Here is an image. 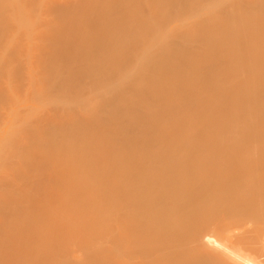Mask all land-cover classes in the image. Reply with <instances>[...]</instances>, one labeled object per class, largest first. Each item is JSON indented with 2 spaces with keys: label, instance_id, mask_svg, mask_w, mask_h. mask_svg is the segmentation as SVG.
<instances>
[{
  "label": "bare ground",
  "instance_id": "1",
  "mask_svg": "<svg viewBox=\"0 0 264 264\" xmlns=\"http://www.w3.org/2000/svg\"><path fill=\"white\" fill-rule=\"evenodd\" d=\"M86 1L0 0V32L8 15L37 12V17L43 18L41 28L56 39L58 49L55 44L50 46L51 53L38 45L35 62L40 66L44 61L60 62L64 56L63 62L66 56L85 53L78 58L82 61L88 54L82 62L97 73L84 72V67L79 70L84 63L77 66L66 58L63 63L68 66L70 61L69 67L64 66L68 73L57 74L61 83L57 86L64 93L61 90L63 95L52 99H64L68 87L71 90L78 81L74 87L80 89V98L72 89L78 99L70 91L64 100L71 95L69 100L74 104L65 101L67 106L63 105L67 111L74 108L73 115L70 111L64 121L58 118L65 124L56 119L58 126L51 127L55 116L50 111L51 116L44 113L33 123L35 127L31 124L26 134L18 135L22 141L24 136L32 139L31 143L17 137L21 143L14 151L7 150L8 161L13 156L17 159L18 165L13 162L18 166L14 174L18 177L8 181L6 175L7 181L0 184V264H264V0H223L211 13L188 22L189 27L184 21L197 15L188 17L191 9L184 7L190 4L198 8L210 0H130L137 3L135 8L129 0H120L125 8L119 0ZM106 2L107 9L103 7ZM127 4L128 14L124 12ZM149 4L154 5L152 9ZM143 5H148L145 11L150 13L157 10L149 21L173 14L182 22V26L178 22L180 28H190L189 36L181 39L174 29L167 34L168 25L164 28L159 23L161 27H157L156 21L149 23L160 30L153 27V33L148 34L147 23V31L141 25L142 15L141 31H136V22L133 30L134 35L139 31V36L132 38V32L130 37L111 30L121 13L123 18L133 12L143 14ZM137 6H142L138 13L132 10H138ZM116 12L117 18L113 17ZM183 16L187 17L184 21ZM125 18L122 21L126 22ZM120 19L119 26L125 24ZM108 27L106 35L99 34ZM103 28L104 32H98ZM142 29L146 32L140 33ZM161 29L167 32L161 35ZM112 33L116 38L127 36L122 40L130 48L134 38L133 43L145 46L132 43L135 49L127 51L120 37L117 42ZM95 34L101 41L98 36L97 42L93 40ZM138 39L144 41L138 43ZM93 43L97 50L102 46L99 51L108 52V56L113 51L109 49L122 46L114 52L119 51L117 58L120 53L119 58L124 56L126 63L112 58L114 52L106 58L102 51L105 56L97 58ZM198 44L203 45L199 48ZM53 46L61 52L55 54ZM91 52H96V61ZM131 53H138L139 58L143 53L144 57L136 61ZM113 62L120 65L118 68L126 67L125 76L109 68ZM76 67L77 71L83 69L81 77ZM113 74L118 78H112ZM85 78L99 86L90 87ZM62 79L68 80V85L63 82L67 86H62ZM86 87L88 92L93 87L98 90L91 89L89 97L96 95L83 110L80 106ZM63 106L59 107L61 112ZM61 112L58 115L65 116ZM29 172L33 173L30 177ZM30 209L39 212L31 215ZM7 223L16 227L6 228ZM102 234L104 239L94 243L93 238ZM67 247L71 249L65 250Z\"/></svg>",
  "mask_w": 264,
  "mask_h": 264
},
{
  "label": "rangeland",
  "instance_id": "2",
  "mask_svg": "<svg viewBox=\"0 0 264 264\" xmlns=\"http://www.w3.org/2000/svg\"><path fill=\"white\" fill-rule=\"evenodd\" d=\"M89 1V0H88ZM88 1H86V2H88ZM91 1V0H90ZM93 1V0H92ZM92 1H91V3H92ZM110 3H111V1L110 0H108ZM118 0H115L114 2H117ZM128 1V0H127ZM133 1V0H132ZM132 1H128V2H131V4L133 5V6H131V4L129 5V6H131V7H136V5L135 4H137V3H135L136 2V0H134L135 2V4L132 2ZM165 2L167 1V0H164ZM170 2L172 1V0H169ZM174 1V0H173ZM122 2H124V0L122 1ZM142 2V1H141ZM164 2V3H165ZM222 2H223V0H210V1H206L204 4H200L199 5V7L198 8H192V7H189L190 6V4L188 5V6H186V7H184V8H189V10L191 9V11H189L187 14H188V17L189 16H191V17H194L195 15H197V16H195L194 18H192L191 19V17H190V19L191 20H189V18H188V20L186 21H184L183 19H186V18H184L185 16H183V18H182V20L184 21V22H186V24H188V22L190 23L192 20H193V22L195 21L196 22V20H198V19H196V18H199L200 16L199 15H201V17H203L202 15H204V14H207V13H211L213 10H215L220 4H222ZM89 3V2H88ZM107 3L108 2H106V4H104V6L103 7H105V9H107L106 8V6H107ZM110 3L108 4L109 5V7H110ZM113 3V2H112ZM121 3V1L119 0V5H121V7H123L122 5H123V3L122 4H120ZM152 3V2H151ZM163 4V3H162ZM162 4L160 5V3H159V5L160 6H162ZM169 4V3H168ZM167 4V5H168ZM106 5V6H105ZM112 5V4H111ZM113 5L114 6H112L113 7V9H114V7H116L115 6V4L113 3ZM135 5V6H134ZM152 5V4H151ZM151 5L149 4V6L148 5H146V6H148V8H150V9H152V7H151ZM157 5V4H156ZM102 6H100V7H102ZM125 6V5H124ZM146 6H144L143 5V8L144 9H142V13L143 14H141V8H142V6H141V8L139 7V6H137L138 8H136V9H138V10H135L134 8H132V10L133 11H136L137 13H138V11H139V8H140V13H138V14H136L135 12H133V11H130L129 13H131V12H133V13H131V14H129V16H126L127 14H128V12H127V10H128V4H127V8L126 9H124V12H125V10H126V12H127V14H125V16H124V18H125V20H126V22H124V21H122L124 18H123V16H122V13L120 14L119 12H121V11H123V8H125V7H123L122 8V10L121 11H119V9H118V15L119 16H121V19L120 18H117V17H119V16H117V12L113 15V17H115V18H117V20H115L114 21V19L112 20V18H111V20L112 21H114L115 22V24H116V22L120 19L121 21H122V23H125V24H123V25H121L120 24V26H119V22H117L118 24V26L116 25L115 26V24L112 26V31H114L115 33H118L119 34V32H122L123 34L122 35H129L130 37H131V35L130 34H132V38L136 35V34H138V32L139 31H141V30H139V27L140 28H142V26L141 25H143L144 26V28H145V24L147 23L148 25H149V27L150 28H148V25L146 24V26H147V29L149 30V31H147L146 30V28L144 29V30H146L147 32H148V34L150 33V32H152L154 29H153V27L154 28H156V30H160V28L159 29H157V27H158V25L160 26V24L159 23H162L163 25L162 26H165V25H168V32H167V30H165L166 32H167V34L170 32V30H172V29H174L173 31H177L178 32V37H180L181 39H183V38H186V37H188L189 36V33H190V28H188V29H186V30H183V28L184 27H182V28H180L179 27V23H181L180 24V26H182L183 24H182V22L181 21H178L177 22V20H175L177 17V15H175V17L176 18H173L174 16H173V14H171V15H168V16H166V17H157L156 19H155V17L153 18V20H155L156 22H158V23H156L157 24V27L155 26V25H151V23H149L150 21H149V19H152V17H153V14L154 13H156V11L155 12H149L148 10L147 11H145L146 10ZM152 6H154V5H152ZM166 6V5H165ZM165 6H163V7H165ZM192 6V5H191ZM157 7V6H156ZM159 7V6H158ZM162 7V8H163ZM117 8H120V6L118 7V5H117ZM160 8V7H159ZM98 9V8H97ZM102 9V8H101ZM109 9V8H108ZM113 9H109V10H113ZM157 9V8H156ZM98 10H100V9H98ZM97 10V11H98ZM103 10V12L105 11L104 10V8L102 9ZM102 10L100 11L101 13L100 14H103V12H102ZM153 10H154V8H153ZM183 10V9H182ZM188 10V9H187ZM217 10H219V9H217ZM96 11V10H95ZM96 11V12H97ZM117 11V10H116ZM144 11V12H143ZM185 11H186V9H185ZM221 11V10H220ZM106 12L108 13V11L106 10ZM125 12V13H126ZM94 13V12H93ZM105 13V12H104ZM178 13H180L179 11H178ZM97 14H99V12H97ZM99 14V15H100ZM109 14V13H108ZM224 14V13H223ZM37 12H33V13H29V12H24V11H21L20 13H18V14H12V15H8V17H7V22H6V24H5V27H4V30L2 31V32H0V170H1V168H2V171H0V184H2L3 183V181H4V183H5V177H6V175H7V177L6 178H8L7 180L9 181L10 179L9 178H11L12 179V177L14 178H17L18 177V175L17 176H15L16 175V173L17 172H15V171H17V165H18V162L17 161H15V160H17V159H15V156H13L14 157V159H13V157L9 160L10 162H11V165L8 163L9 161L7 160V156H6V154L8 153L7 152V150L10 148L11 150L13 149V151L15 150V148L17 147V145L19 144V143H21V142H19V140H18V135H20V133L21 132H24L25 134L29 131V126L31 125V124H33L34 122H35V120L37 119V118H40L41 116L42 117H44V113H48V111H50V114L55 118V120H52V121H54V122H56L57 120H58V118L60 117L61 118V120H62V118L63 117H68V115H65V114H69L70 113V111L72 112V110H74V108L73 109H70V111H67V110H69V108L68 109H66V107L64 108V106L63 105H65L67 102H69L70 100H69V98L71 97V95L73 96L74 94V90L76 91L75 92V95H77L78 96V94H77V90H79L80 91V89L79 88H77V87H74V86H77V85H75V84H78L77 82H75L74 84H73V87L71 86V88L72 89H74V90H70V86L67 88V89H65V91L67 90V92H68V94H71L70 93V91H72V94L70 95V97H68V98H66L67 100H64L65 99V97H66V95L67 96H69L66 92V95L65 96H63V98L64 99H62V98H59L60 100H58V101H56V100H54V99H58V98H54V99H52L54 96H62L60 93H61V90L63 89L62 88V86L63 87H65V86H67L68 85V80L66 81L65 79H64V81H65V83L67 84H63V79H62V86H61V88L62 89H60V88H58V86L57 85H59V87H60V85H61V83H60V81H59V79H58V75L57 74H59V73H63L64 75H66V72L68 71V69H66L65 67H69V64H70V61H74V63H76V65L78 66V65H82V63H84V65H82V67H79V70H80V68H85L86 70H83L84 72H86L87 71V69H89L90 71H93V73L92 74H94V73H96V71H94V70H91V68L90 67H88L86 64H85V62H82V61H84V60H86L85 58L88 56V54H86L85 56V58H83L84 60H82L81 61V59L80 58H78V56L79 57H81V56H83L84 57V54L83 55H77V56H71V55H69L68 57H70V58H68L66 55V57H65V59L64 60H66V58H68V60L69 59H71L70 61H68L67 60V63H66V65H68V66H65L64 64L65 63H63L64 62V60H63V62H61L62 61V58L64 57H62V58H60V59H58V60H61L60 62H58L57 60H55V62H54V60H52L51 62H45L44 61V66H43V63H42V66H40L37 62H35V61H37V60H35L36 59V55H35V51L37 50V47H38V45H44V46H46V49H47V51H49V50H51V48L52 47H50V46H52V45H54L55 44V42H56V39L54 38V36L52 35V33L51 32H48V33H46V30H44V29H42L41 27H42V21H41V19L43 20V18L42 17H37ZM105 15V14H104ZM139 15H142L141 16V18L143 19V21L144 22H142V24L139 26V24L141 23V18L139 17ZM181 15V14H180ZM103 18L105 17V16H103V15H101ZM117 16V17H116ZM199 16V17H198ZM106 17H107V15H106ZM105 17V18H106ZM123 18V19H122ZM148 19V21L147 22H145L146 21V19ZM178 18H179V16H178ZM107 19V18H106ZM196 19V20H195ZM181 20V19H180ZM120 21V22H121ZM154 21V22H155ZM169 22L170 24H166V22ZM176 21V22H175ZM135 22L137 23V24H135ZM152 22V24L154 23L153 21H151ZM183 22V23H184ZM192 22V23H193ZM209 22V21H208ZM145 23V24H144ZM174 23V24H173ZM99 24V23H98ZM128 25V27H125L124 25ZM137 26V29H136V26ZM191 24V23H190ZM126 25V26H127ZM97 26V25H96ZM131 26L133 27L134 26V28H132V31H129V29H131ZM100 26H98V28H99ZM130 27V28H129ZM161 27V26H160ZM188 27H189V24H188ZM97 28V29H98ZM110 27H108V28H106V31L104 30V28L103 29H99L98 30V32H104V33H99V34H104V35H106L105 33H107L108 32V30L107 29H109ZM127 28H129V29H127ZM151 28L153 29L152 31H151ZM164 28H166V26L164 27ZM163 28V29H164ZM95 29H96V27H95ZM136 29V31L137 30H139L135 35H134V32H133V30H135ZM181 31H180V30ZM185 29V28H184ZM93 30H94V27H93ZM144 30L142 29V31L143 32H140V33H145L144 32ZM95 31V30H94ZM97 31V30H96ZM161 31H162V29H161ZM165 31H162L161 32V35H163V34H165ZM98 32H97V34H98ZM110 32V31H109ZM132 32V33H131ZM153 33V32H152ZM163 33V34H162ZM98 34V35H99ZM113 35H114V33H112ZM111 34V35H112ZM151 34V33H150ZM157 34V33H156ZM159 34V33H158ZM158 34H157V36H158ZM91 35H92V33H91ZM97 35V36H98ZM115 35H117V34H115ZM114 35V36H115ZM134 35V36H133ZM160 35V34H159ZM160 35V36H161ZM95 36H96V34H95ZM97 36L96 37H94V36H91V37H93V40L95 41V42H97L96 40H95V38H97ZM100 36V35H99ZM98 36V37H99ZM108 36H109V34H108ZM107 36V37H108ZM114 36H111V38L112 37H114ZM121 35H119V37H120ZM126 36V37H127ZM138 36H139V34H138ZM138 36H136V38L138 37ZM152 37L154 36V34H152L151 35ZM102 37H105V36H102ZM119 37H117V38H119ZM125 37V36H124ZM124 37L122 36V38L124 39ZM125 37V38H126ZM130 37H129V39H130ZM141 37V36H140ZM146 37H147V39L149 38L148 37V35L146 34ZM146 37H144V39H146ZM156 37V36H155ZM163 37V36H162ZM165 37V36H164ZM88 38V40H87V43H88V45H89V42H90V40H89V37H87ZM110 38V37H109ZM116 38V36H115V40L117 39ZM122 38L120 37L119 38V41L121 40V41H123V43L125 42L124 40H122ZM139 38V37H138ZM143 38V37H142ZM151 38V37H150ZM159 38V37H158ZM177 38V37H176ZM78 39V38H77ZM80 39V38H79ZM99 39H100V37H99ZM103 39V38H102ZM129 39H127L128 41H129ZM152 39H155L154 37L152 38ZM151 39V40H152ZM178 39V38H177ZM98 40V39H97ZM103 40H105V39H103ZM107 40H109V39H107ZM126 40V39H125ZM126 40V41H127ZM131 40V39H130ZM134 40L136 41V39L134 38ZM134 40H132V42L130 43L131 45H132V47L134 48V45L133 44H135V47H136V44L137 43H133V41ZM138 40H140V39H138ZM143 40V39H142ZM142 40H140V41H137L138 43L139 42H142ZM160 40H162V39H160ZM159 39H158V41H160ZM176 40V39H175ZM84 40L82 39V42H83ZM91 41H92V38H91ZM93 41V42H94ZM100 41H101V39H100ZM117 42H118V40H116ZM116 41H114V43L116 42ZM144 41V40H143ZM147 41L148 40H146V43H147ZM154 41V40H153ZM157 41V40H156ZM162 41H164V40H162ZM176 41H179V40H176ZM148 42H150V40L148 41ZM85 43H86V39H85ZM119 43H121L122 44V46L123 47H125V46H127V44H129V43H124V45H123V43L122 42H119ZM133 43V44H132ZM151 43V42H150ZM156 43V42H155ZM121 44H120V46H121ZM140 44V43H139ZM139 44H137V46H139ZM160 44H161V42H160ZM160 44H158V45H160ZM56 45V44H55ZM54 45V46H55ZM87 45V46H88ZM93 46H92V48L93 49H95L94 47H96L97 45H95V43H93L92 44ZM95 45V46H94ZM116 45H118L119 46V44H116ZM115 45V46H116ZM130 45V46H131ZM140 45H143V46H140V48L141 47H143L144 48V43H142V44H140ZM147 45V44H146ZM151 45H154V44H151ZM157 45V46H158ZM199 45H201V44H198L197 45V47L199 46ZM203 45V44H202ZM201 45V46H202ZM53 46V50H55V54H57L59 51L61 52V50L59 49V51L58 52H56V48L58 49V46L56 45V48ZM112 46V45H111ZM121 46V47H122ZM148 46H149V44H148ZM147 46V47H148ZM156 46V45H155ZM155 46H153L154 47V49H156L157 50V48L155 47ZM89 47V46H88ZM90 47H91V45H90ZM102 47V46H101ZM101 47L99 48V49H101ZM108 48L110 47V46H107ZM113 48H114V46H112ZM121 47H117L116 49H118V48H121ZM131 47V48H132ZM103 48H105V47H103ZM127 48V51H128V48H130L129 47V45L126 47ZM125 48V49H126ZM130 48V49H131ZM152 48V47H151ZM199 48H200V46H199ZM99 49L97 50V49H95V51H98V53H99V55H98V57H97V55H95V53L96 52H94V53H90L89 55H90V57H93V59H95V61L97 60L96 58H94V57H97V58H99V59H101L100 58V54L102 55V56H105V54L102 52V51H99ZM116 49H109V50H113V51H111L112 52V54H113V52L116 50ZM129 49V50H130ZM135 49V48H134ZM137 49H138V47H137ZM108 50V51H109ZM119 50V49H118ZM121 50V49H120ZM119 50V51H120ZM122 50L123 51H125L124 50V48H122ZM141 50L142 49H140V51L139 52H141ZM147 50H149L148 48H147ZM155 50V51H156ZM52 51V50H51ZM118 51V52H119ZM123 51H121V52H123ZM135 52L137 51V50H134ZM143 51H146V48L145 49H143ZM152 51L153 50H151L150 51V55H151V53H152ZM154 51V52H155ZM50 52V51H49ZM53 52V51H52ZM118 52H114V54L115 53H118ZM133 52V51H132ZM46 53H48V52H46ZM51 53V52H50ZM124 53H127V52H123L122 53V55L124 54ZM143 53H146V52H143ZM142 53V54H143ZM147 53H148V51H147ZM156 53V52H155ZM49 54V53H48ZM92 54V55H91ZM109 55L108 56V52H107V54H106V58H108V57H112L113 55ZM127 54H129V53H127ZM126 54V55H127ZM132 54V53H131ZM130 54V55H131ZM135 54H137V56H138V53H135ZM142 54H141V56H142ZM157 54H158V50H157ZM59 55V54H58ZM95 55V56H94ZM117 55H120L121 56V54L119 53V54H117ZM35 56V57H34ZM120 56H118V58H117V56H116V54L112 57V58H114V57H116L117 59H120L119 57ZM132 56H134V53L131 55V57ZM137 56H134L135 58H137L136 59V61L137 60H142V58L144 57V54H143V56L141 57L140 56V58L139 57H137ZM149 56V55H148ZM147 56V57H148ZM152 56H154V55H152ZM156 56V55H155ZM89 57V56H88ZM124 57V56H123ZM122 57V58H123ZM126 57V56H125ZM130 57V56H129ZM130 57V58H131ZM146 57V58H147ZM150 57V56H149ZM148 57V58H149ZM120 59V61L123 63V61H124V59ZM128 58V57H127ZM135 58H134V60H132L133 62H135V64L137 63L136 61H135ZM154 58V57H153ZM29 59H31V61L30 62H32L31 64L29 63ZM73 59V60H72ZM91 59V58H90ZM92 60V59H91ZM91 60H88L87 62H89V61H91ZM126 61H128L127 59H125ZM48 61H50V60H48ZM99 61H101V60H99ZM115 61H116V59H115ZM119 61V60H118ZM119 61V62H120ZM130 61V60H129ZM153 61H154V59H152V60H150V62L151 63H149V61L147 62V64L149 63V65L151 64L152 65V63H153ZM54 64H53V63ZM86 62V63H87ZM92 62V61H91ZM90 62V63H91ZM133 62H131L132 64H133ZM139 62V61H138ZM45 63H47V64H49V66L47 67L46 65L47 64H45ZM52 63V64H51ZM62 63H63V65H62ZM69 63V64H68ZM93 63V62H92ZM122 63H121V66H122ZM126 62L124 61V64H125ZM130 62H129V66H132V65H130L131 64ZM141 63H143L142 61H141ZM140 63V64H141ZM72 64V63H71ZM117 64L118 63H112V64H110L109 66V68H113V72L116 74V73H118V76H119V74L122 76V75H124L125 76V72L126 71H124V69H126V67L124 66V64H123V66H124V69H123V67H122V69H121V67L120 68H118V66H120L119 64H118V66H117ZM146 63H145V65H144V67L146 68V67H148V65H147ZM51 65H52V67H51ZM98 65V64H97ZM116 65V66H115ZM139 65V64H138ZM65 66V67H64ZM95 66H96V63H95ZM137 66V65H136ZM44 67V68H43ZM46 67V68H45ZM50 67L51 68H53L54 69V71H52V69H50ZM71 67V66H70ZM96 67H98V66H96ZM100 67V66H99ZM103 67V66H102ZM101 67V68H102ZM133 67V66H132ZM143 67V66H142ZM155 67V66H154ZM154 67H151V68H154ZM156 67H158V66H156ZM95 68V67H94ZM108 68V67H107ZM150 68V69H151ZM159 68H161V67H159ZM65 69V70H64ZM74 69H76V73H78L79 75H80V77L82 76V73H84L82 70L81 71H77V67L76 68H74ZM93 69V68H92ZM97 69V68H96ZM130 69V68H129ZM148 69V68H147ZM149 69V70H150ZM88 70V71H89ZM101 70V71H100ZM100 70H97V71H100V72H102V69H100ZM107 70V69H106ZM105 69H103V72L104 71H106ZM110 70V69H109ZM145 70V69H144ZM143 70V71H144ZM148 70V71H149ZM157 70V69H156ZM51 71L53 72V74H51ZM66 71V72H65ZM90 71L88 72V73H90ZM146 71V72H145ZM144 71V73H147V70H145ZM152 71V70H151ZM82 72V73H81ZM108 72V71H107ZM157 71H155V73H156ZM68 73V72H67ZM99 73V72H98ZM143 73V72H142ZM153 73V72H152ZM63 74L61 75V76H63ZM97 74V73H96ZM100 74V73H99ZM98 74V75H99ZM108 74H109V72H108ZM110 74H111V72H110ZM109 74V75H110ZM115 74H113V76L115 75ZM151 74V73H150ZM54 75H56L57 77H55L54 78ZM90 75V74H89ZM142 75H144V74H142ZM145 75H147V74H145ZM83 76H84V74H83ZM88 76V75H87ZM93 76V75H92ZM95 76V75H94ZM93 76V77H94ZM103 76V75H102ZM101 76V77H102ZM106 76H108V75H106ZM112 76V78H116L115 76H117V75H115L114 77ZM118 76H117V78H118ZM123 76V77H124ZM31 77V78H30ZM85 77H86V75H85ZM109 77V76H108ZM108 77H107V79H108ZM111 77V76H110ZM110 77H109V79H110ZM92 78V77H91ZM91 78H90V80H91ZM96 78H97V76H96ZM100 78V77H99ZM30 79H33V82H32V80H30ZM55 79V82L57 83H55V82H52L53 80ZM84 79V78H83ZM82 79V80H83ZM86 79H89V78H85V82H88L89 83V80L87 81ZM120 79V78H119ZM124 79V78H123ZM48 80H51V83L48 81ZM81 79H80V81H82ZM94 80V79H93ZM98 80V78L95 80V81H97ZM115 80V79H114ZM48 81V82H47ZM92 81V80H91ZM105 81H107V83H108V80H105ZM105 81L103 80V82H104V84H105ZM110 81H111V79H110ZM116 81H117V79H116ZM116 81H114L112 84H114ZM85 82H83V83H85ZM94 82V81H93ZM93 82H91V83H89V86H90V84H93ZM100 82H102V81H100ZM102 82V83H103ZM46 83H48V84H46ZM55 83L56 84V86H55V84L53 85V84ZM106 83V84H107ZM95 84V83H94ZM93 84V86L94 87H96V86H99V85H94ZM99 84H101V83H99ZM49 85V86H48ZM84 85H87V83L86 84H83V87H85ZM102 85V84H101ZM100 85V86H101ZM144 85V84H143ZM47 87V89L48 90H46V87ZM78 86H81L82 87V85H80V82H79V85ZM92 86V85H91ZM90 86V87H91ZM145 86V85H144ZM143 86V87H144ZM93 87V88H94ZM102 87V86H101ZM146 87V86H145ZM45 88V89H44ZM93 88H90L89 90L91 91V89L92 90H94ZM49 89H51V91L49 90ZM85 89V88H84ZM86 89H87V87H86ZM96 89V88H95ZM43 90H46L47 92H49L50 91V93L49 94H47V96H45V94L47 93L46 91H44V92H46L45 94L43 93ZM54 90V91H53ZM82 90V89H81ZM96 90H98V89H96ZM96 90H94V92L96 91ZM131 90H132V88H131ZM85 90H83V92H84ZM89 91V92H90ZM35 92H36V94H35ZM62 92H63V90H62ZM88 92V89H87V91H85L84 93L85 94H83V95H85V96H83L82 98H83V103H81V106H80V108L81 109H85L86 108V106H87V104H88V100L89 99H91L92 98V96H95V95H92L91 96V98L89 97V95L92 93V91H91V93H89ZM93 92V93H94ZM98 92H100V90L98 91ZM43 93V94H42ZM64 93V92H63ZM79 93H81L82 94V92H79ZM89 93V94H88ZM42 96H41V95ZM44 95V96H43ZM74 95V96H75ZM131 95V94H130ZM80 96V95H79ZM78 96V97H79ZM82 96V95H81ZM98 96H99V94H98ZM98 96L96 97V98H98ZM128 96H129V94H128ZM100 97V96H99ZM72 98V97H71ZM75 98L76 99H78L76 96H75ZM80 98V97H79ZM62 100H64V102L62 101ZM73 100H74V98H73ZM92 100V99H91ZM52 101H53V103H52ZM65 101H67V102H65ZM94 101V100H93ZM96 101H99V100H95V102ZM73 102H75V101H73ZM92 102V101H91ZM69 103H72V101H70ZM97 103V102H96ZM72 104H74V103H72ZM94 104V103H93ZM63 106V112H61V108L59 109V107H62ZM65 106H67V105H65ZM44 107H46V108H44ZM48 107V108H47ZM49 107H50V109H49ZM52 107V108H51ZM68 107H70L71 108V104H70V106L68 105ZM54 108H58L59 109V111H58V113H56L57 112V109H55L56 110V112L54 113ZM77 108V111H79V107H76ZM41 109H45L44 111L43 110H41ZM49 109V110H48ZM54 110V111H52L51 112V110ZM64 109H66V111L68 112V113H66V111L64 110ZM39 111H42L43 112V114L41 113H39ZM77 111L76 112H74L75 114L77 113ZM80 111H82V110H80ZM59 112H61V114L62 115H65V116H60V115H58V114H60ZM83 112V111H82ZM64 113V114H63ZM38 114H40L39 116H38ZM49 113L47 114V115H49V116H51ZM74 114V115H75ZM56 115H58L57 117H56ZM70 115H73V112H72V114L70 113ZM66 117V118H67ZM65 118V119H66ZM57 119V120H56ZM64 119V120H65ZM60 120V119H59ZM58 120V122H61V121H59ZM64 120H62V121H64ZM52 121H50V123L52 122ZM54 122H52L51 124H50V126L52 125V126H54V124L56 125V126H58V122H56V123H54ZM65 124V122H61V124ZM61 124H59V125H61ZM36 126V125H35ZM34 126V124H33V127H35ZM51 126V127H52ZM20 129H22V130H20ZM31 129H32V127H31ZM30 129V130H31ZM47 131H49V130H47ZM47 133V132H46ZM48 134V136H49V133H47ZM18 137V138H17ZM25 137V139L22 141V139H20V141H22V142H26V140H28L26 143H28V142H30L29 141V138H27L26 136H24ZM50 137V136H49ZM17 138V139H16ZM51 138V137H50ZM16 140L18 141V143H16ZM16 143V144H15ZM31 143V142H30ZM21 145V144H20ZM23 145V144H22ZM21 145V146H22ZM12 154H13V152H12ZM9 159V158H8ZM13 160H14V162L17 164L16 166L14 165L15 163L13 162ZM105 163H108V162H105ZM9 164V165H8ZM13 164V165H12ZM4 166H6V167H9V166H11V167H9V169L10 170H8L7 171V169H5L4 170V168H6V167H4ZM14 166H15V168H14ZM15 169V170H14ZM4 170V171H3ZM7 171V172H6ZM11 171H14L15 173H11L12 175H14V176H10L9 175V173L11 172ZM29 174L30 175H28L29 177L31 176V174H33L32 172L30 173L29 172ZM8 175H9V177H8ZM6 180V181H7ZM30 189V188H29ZM44 202H48V200H44ZM32 209H30V211H31ZM33 211H36V210H34L33 209ZM33 211H31L32 213H30L29 211H28V213H30L31 215H33ZM37 212H39V210L38 211H36L35 213H37ZM28 216H30L29 214H28ZM69 216V215H68ZM68 218V217H67ZM69 219V218H68ZM68 219L66 220L65 219V221H66V223H68ZM47 222H49V220L47 219V221H45L44 220V223H47ZM51 222V221H50ZM13 223V222H12ZM105 223L106 224H109L110 223V221L108 220V219H106V221H105ZM8 224V223H7ZM7 224H5V226L7 225ZM11 224V223H10ZM10 224H8L7 226H6V228L10 225ZM12 225V224H11ZM10 225V226H11ZM14 225H15V223H14ZM16 227V225L14 226V227H12L11 226V228H15ZM49 237V236H48ZM93 239H95L93 242L94 243H98V242H100L101 241V239H104V234H102V235H97V236H95ZM33 240V239H32ZM37 241V240H36ZM33 243H34V240H33ZM22 244V243H21ZM31 244V243H30ZM18 245V244H17ZM31 246V245H30ZM71 248H65V250H70ZM76 254H78V253H76ZM74 256H78V255H75V253H74Z\"/></svg>",
  "mask_w": 264,
  "mask_h": 264
}]
</instances>
